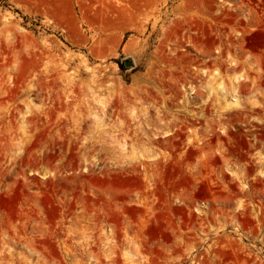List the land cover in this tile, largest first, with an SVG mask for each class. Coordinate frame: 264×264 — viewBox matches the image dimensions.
<instances>
[{"label":"rangeland","instance_id":"obj_1","mask_svg":"<svg viewBox=\"0 0 264 264\" xmlns=\"http://www.w3.org/2000/svg\"><path fill=\"white\" fill-rule=\"evenodd\" d=\"M0 264H264V0H0Z\"/></svg>","mask_w":264,"mask_h":264},{"label":"bare ground","instance_id":"obj_2","mask_svg":"<svg viewBox=\"0 0 264 264\" xmlns=\"http://www.w3.org/2000/svg\"><path fill=\"white\" fill-rule=\"evenodd\" d=\"M237 70H238V69H237ZM237 70H236V71H237ZM231 103H232V102H231Z\"/></svg>","mask_w":264,"mask_h":264}]
</instances>
